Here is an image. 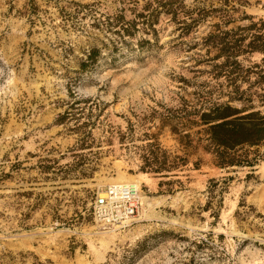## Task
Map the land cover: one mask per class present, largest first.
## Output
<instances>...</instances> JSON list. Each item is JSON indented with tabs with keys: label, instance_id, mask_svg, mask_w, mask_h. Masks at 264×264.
Wrapping results in <instances>:
<instances>
[{
	"label": "rangeland",
	"instance_id": "1",
	"mask_svg": "<svg viewBox=\"0 0 264 264\" xmlns=\"http://www.w3.org/2000/svg\"><path fill=\"white\" fill-rule=\"evenodd\" d=\"M137 1L0 0V264H264V143L238 150L243 166L221 167L200 119L233 88L199 61L216 52L205 55L203 38L221 14L189 29L161 14L155 34L126 43L97 25L123 7L133 18L148 0ZM230 4L235 20L221 29L264 32V0ZM93 47L103 57L83 69ZM251 89L264 111V85ZM120 179L141 180L142 206L130 225L105 229L94 201Z\"/></svg>",
	"mask_w": 264,
	"mask_h": 264
},
{
	"label": "trees",
	"instance_id": "2",
	"mask_svg": "<svg viewBox=\"0 0 264 264\" xmlns=\"http://www.w3.org/2000/svg\"><path fill=\"white\" fill-rule=\"evenodd\" d=\"M135 1L138 3L137 0ZM220 1L222 2L221 8L212 6V9H208L199 5L188 7L185 0H148L142 10L137 11L133 18L126 17V7H123L116 14L107 15L102 20L98 19L97 25L105 24L107 29L117 34L124 43H126V37L131 38L140 29L155 34L154 27L161 14L170 15V21L178 23L179 29H189L205 22L211 13L220 12L221 23L227 26L235 20L231 13L236 12L237 8L230 4V0ZM241 3L240 5H243ZM179 16L183 17L182 20ZM240 18L251 21L254 19L252 15L245 12ZM260 21L264 24L263 19ZM221 23L215 25L218 33L211 32L203 38V46L207 47L205 55L209 56L212 50H215L214 56L199 61L212 64L216 72L215 75L225 77L233 88L226 93L229 98L227 101L214 104L207 111L202 112L200 119L203 124L208 125L206 132L210 145L215 147L217 164L221 167L243 166V162L235 156L238 150L260 146L264 143V111L255 109L253 103L255 95L250 92L253 85H264V32L252 34L249 30L255 25L254 22L249 28L238 27L237 30H223ZM188 32L189 30L183 33ZM247 39H249L248 42H246ZM148 42L146 39L139 40L138 45L143 47ZM114 48L118 49V46L114 45ZM254 52L263 54L261 63L244 66L240 59L241 56L246 58ZM110 55L113 53L111 52ZM100 57H103L102 50L96 47L91 48L81 64L82 68L86 69L97 64ZM252 74L257 78L255 82L249 83L248 89L238 85L239 80L249 81ZM221 95L224 93L221 92ZM260 97L261 103L264 104V95ZM233 101L244 102L246 105L239 108L231 103ZM260 158V153L257 150L255 158L245 162V165L254 166ZM160 170L161 168H156L154 171L159 172ZM147 245V240L138 243V246L133 249L134 256L147 250ZM134 256L132 261L135 259Z\"/></svg>",
	"mask_w": 264,
	"mask_h": 264
},
{
	"label": "built area",
	"instance_id": "3",
	"mask_svg": "<svg viewBox=\"0 0 264 264\" xmlns=\"http://www.w3.org/2000/svg\"><path fill=\"white\" fill-rule=\"evenodd\" d=\"M142 187L136 183L110 184L98 193L93 206L96 220L107 225H130L142 206Z\"/></svg>",
	"mask_w": 264,
	"mask_h": 264
},
{
	"label": "bare ground",
	"instance_id": "4",
	"mask_svg": "<svg viewBox=\"0 0 264 264\" xmlns=\"http://www.w3.org/2000/svg\"><path fill=\"white\" fill-rule=\"evenodd\" d=\"M137 182V185L140 186L139 184L141 183L140 179L135 180ZM117 182L120 183H113V184H122V183H132V182H128V180L126 179H120ZM134 183V182H133ZM144 199V198H143ZM144 202V201H143ZM100 222V221H99ZM101 223V222H100ZM101 226L105 229H113L114 227H118V226H114V225H107L105 223H101Z\"/></svg>",
	"mask_w": 264,
	"mask_h": 264
}]
</instances>
